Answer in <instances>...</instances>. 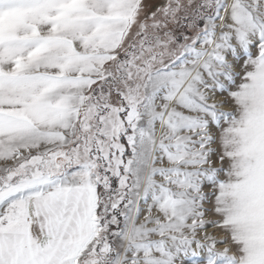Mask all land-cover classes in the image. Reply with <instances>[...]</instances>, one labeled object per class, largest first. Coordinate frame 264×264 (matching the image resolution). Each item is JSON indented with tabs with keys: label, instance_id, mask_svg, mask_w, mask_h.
Wrapping results in <instances>:
<instances>
[{
	"label": "snow or ice",
	"instance_id": "6c2138e0",
	"mask_svg": "<svg viewBox=\"0 0 264 264\" xmlns=\"http://www.w3.org/2000/svg\"><path fill=\"white\" fill-rule=\"evenodd\" d=\"M0 264H264V0H0Z\"/></svg>",
	"mask_w": 264,
	"mask_h": 264
}]
</instances>
